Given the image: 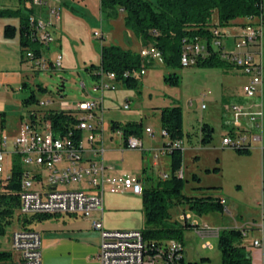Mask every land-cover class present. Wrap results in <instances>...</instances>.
<instances>
[{"label":"rangeland","instance_id":"obj_1","mask_svg":"<svg viewBox=\"0 0 264 264\" xmlns=\"http://www.w3.org/2000/svg\"><path fill=\"white\" fill-rule=\"evenodd\" d=\"M46 6H57L61 10V20L56 22L61 36L59 40L56 37V41L51 44L50 54L55 58L57 52H62V66L59 69L33 71L31 64L25 61L28 66L26 68L29 85L22 92L24 97L35 91L39 100L52 101V106L62 100L75 104L79 100L87 99L90 97L89 91L95 95L91 89L96 82L87 67L100 62L103 45L118 44L133 52H139L140 45L146 44L143 38H138L135 32L127 27L126 12L120 7H117V16L110 18L101 9V0H48ZM260 19L264 29V10L262 15L256 16L255 21ZM95 30L104 36H95ZM57 43L62 50L55 48L54 44ZM170 72L178 73V84H172L165 79V75ZM245 78L240 69L226 64L169 67L166 63L155 60L147 67L146 74L136 86L129 87L123 82H118L116 88L105 91V118L109 121L117 119L121 123L138 121L142 123L144 131V150H128L124 160L120 157L117 172L143 176L146 168L145 173L149 175L150 184L153 185L166 179L163 174H172L171 157L155 149L157 144L162 146L171 140L168 134H164L163 110L175 105H180L183 109L186 132L183 139L182 170L186 180L183 192L188 195L212 194L223 197L226 209L228 207L231 211V214L228 210L200 214L186 204L171 208L173 219L184 226L181 239L186 261L223 264L219 234H204L198 227L208 226L210 229L222 230L234 226L236 219L237 223H244L250 214L263 222L264 122L263 128L257 129L248 122L245 115L240 116L244 122L243 132L248 135V141L252 142L250 151L238 152L235 147L223 143L225 136L231 133L237 135L241 130L234 123L235 113L232 105L241 94ZM39 85L46 87V91H41ZM128 99L131 101L130 108L125 109L124 104ZM203 102L207 104L206 108L202 107ZM30 106L34 107L35 104ZM14 108L16 111L8 112L9 124L15 123V119L19 117L17 108ZM205 122L215 128L212 141L206 145L201 142V125ZM146 127L154 130L153 136L145 132ZM257 132L262 135L263 141L251 140V134ZM215 167H220V171L208 172V169ZM41 170L44 180H47L49 170ZM194 174H198L201 180L194 179ZM38 187L39 183L35 181L33 188ZM115 193L129 195L128 202L130 201L131 205L129 209L120 208L118 211L128 216L123 225L131 228L119 229H142L145 225L142 194L134 195L133 198L129 191ZM188 215L191 217L190 223L198 222L199 226L186 227L185 219ZM35 227L40 232L42 229L54 230L63 225L46 222ZM19 228L21 226L16 220L7 224L5 234L0 235L1 249L12 250V232ZM64 237L62 232H44L42 264H101L97 258L99 241L95 237L78 241ZM203 257L210 258V261L203 262ZM14 260L15 254L13 260L4 264H13Z\"/></svg>","mask_w":264,"mask_h":264},{"label":"built area","instance_id":"obj_2","mask_svg":"<svg viewBox=\"0 0 264 264\" xmlns=\"http://www.w3.org/2000/svg\"><path fill=\"white\" fill-rule=\"evenodd\" d=\"M35 8L30 15V40L37 42L40 48L27 47L24 58L31 64L33 71L59 69L62 66L63 53L57 52L51 56V44L56 41V22L61 20V10L57 6H46L48 0H26ZM246 23H232L225 26H213L205 35L184 36L181 39V64L196 65L199 61L217 58L226 65L237 67L247 77L241 88L244 103H233L235 113L234 123L241 128L235 135L231 133L223 138L226 146H251L248 135L243 132L245 115L248 122L255 128L262 129L264 122V29L262 19L255 21L256 16L249 15ZM95 36H104L98 30ZM141 66L130 68L123 72L124 77L141 79L147 71V64L164 62L160 48L149 42L139 50ZM96 82L92 87L95 95L89 91L90 97L66 104L65 109L79 111V120L73 129L64 134H58L53 128V122L47 117V110L56 108L52 101L39 100L29 109L27 118L22 121L15 136H11L0 126V189L10 180L12 166H6V159L20 156L24 166L22 187L20 191V212L23 215H80L90 218L92 226L101 233V242L97 258L101 264H179L184 256V243L179 239H167L161 243L150 242L145 238L142 229L109 230L106 229L100 216L103 213L104 192L106 187L116 192L132 191L142 194L144 187L137 176L129 173L112 175L108 172L99 152H103L99 130L103 127L104 94L105 91L117 87L118 79L115 71L99 70ZM106 76V77H105ZM83 86L86 87L85 82ZM203 108L207 104L203 102ZM130 108V102L124 104ZM78 131L81 135L78 136ZM124 143L131 149H142L140 136L130 134L127 138L121 128L117 129ZM154 133L151 127L145 129ZM164 134H167L164 130ZM254 142L263 141L262 135L251 134ZM183 145L179 140L174 143ZM163 152L166 153L163 147ZM93 152V157L87 156V151ZM99 157V158H98ZM31 167H35L31 169ZM49 170L46 181L41 178V169ZM184 176L183 170L179 173ZM169 175L163 174L164 178ZM35 181L42 188H33ZM87 182L95 190L84 188L69 189L70 183ZM186 218H191L189 215ZM202 233H220V229H210L208 226L199 228ZM242 235L249 237V231L242 227ZM208 245V244H207ZM247 246L262 247L264 239L253 238ZM11 248L15 254L13 264H42V235L39 231L29 228L14 229L11 236Z\"/></svg>","mask_w":264,"mask_h":264},{"label":"trees","instance_id":"obj_3","mask_svg":"<svg viewBox=\"0 0 264 264\" xmlns=\"http://www.w3.org/2000/svg\"><path fill=\"white\" fill-rule=\"evenodd\" d=\"M16 7H0V16L17 17L19 24L8 22L5 25L4 34L7 38L18 37L21 44L22 60L27 47L39 49L37 42L30 40V15L35 8L26 0H12ZM66 1V0H64ZM120 7L126 12V25L135 34L143 38L146 43H154L162 51L164 63L169 67L182 65L181 39L184 36L205 35L213 26H225L232 23H246L249 15H262L264 0H101V9L108 17L117 16ZM153 62L149 63L151 66ZM224 64L217 58H209L199 61L197 66H218ZM141 57L139 52H133L118 44L103 45L101 47V59L98 64L92 63L87 67L88 71L96 78L99 70L115 71L118 79L133 87L140 81L134 77H124L123 72L127 69L139 68ZM148 66V67H149ZM38 71V70H35ZM165 79L172 84H178L177 72H170ZM28 82L24 87H28ZM41 91L46 87L39 85ZM39 99L35 91L24 98L25 105L36 104ZM47 117L53 122L56 133L64 134L73 129L78 122L79 111L75 109L53 108L47 110ZM163 130L170 137L169 143H164L166 153L171 157L172 174L157 184L145 185L142 197L144 203L145 225L142 228L144 236L150 242L161 243L167 239H181L182 225H179L172 217L171 208L175 205L186 204L196 212L226 210L223 197L210 195H188L183 192L186 180L179 173L183 166V145L177 146L176 141L184 139L183 109L175 105L163 110ZM142 123L129 121L121 123L113 121V128H121L125 138L130 134L139 135L143 132ZM215 128L205 122L201 125V142L206 145L213 139ZM78 136L81 132L78 131ZM238 152H248L251 146L235 147ZM24 166L20 156L13 158L12 176L0 189V235L5 234L7 224L18 221L21 227L29 228L30 224L37 220L50 217L51 214L23 215L20 212V191L22 187V175ZM219 172L220 167L208 169V172ZM194 179L201 180L198 174ZM212 188V187H208ZM191 218L185 219V226H199L198 222L190 223ZM219 247L223 264H253L247 244L242 235V227H225L219 233ZM183 242V241H182ZM185 250V249H184ZM14 252L0 248V264L13 260ZM203 262L210 258L203 257ZM179 264H201L198 261H186L183 256Z\"/></svg>","mask_w":264,"mask_h":264},{"label":"crops","instance_id":"obj_4","mask_svg":"<svg viewBox=\"0 0 264 264\" xmlns=\"http://www.w3.org/2000/svg\"><path fill=\"white\" fill-rule=\"evenodd\" d=\"M12 0H0V7H16V3ZM14 23L16 25L19 24V19L17 17H3L0 16V126H2L12 137L15 136L19 130V127L23 120L27 118V114L29 109L32 107L30 105H25L24 103V97L23 96V90L26 88L24 87V83L28 82V67L24 61L22 60L21 56V44L18 37L15 38H7L4 34L5 25L8 23ZM61 36V30L60 28H56V37L59 40ZM138 37V36H137ZM140 38V37H138ZM56 49L62 50V48L59 46V44H54ZM59 46V47H58ZM143 46V45H142ZM140 45V47H142ZM263 62H264V53H263ZM242 73V71H241ZM247 80V77L245 78V81ZM244 81V82H245ZM242 94V92H241ZM237 98L238 100L235 101L239 103H244L245 99L241 96ZM105 96V94H104ZM105 100L106 96L104 97V108H105ZM70 101L62 100L60 103L55 105L56 108H62L65 107L66 104H68ZM127 102H131L130 99H128ZM71 104V103H70ZM19 114V117L15 119V123L9 124V111L14 112L16 111ZM106 109V108H105ZM19 110V111H18ZM112 121H109L107 118H103V127L99 130L100 134V141L99 144H102L103 152H99L100 155H98L100 158L103 159L105 165L108 167V172L112 175H121L124 173H118L117 170L118 163L120 161V157L124 160V155L128 150L131 151H137L138 149H131L128 148L125 143L123 137L118 133L116 128L112 127ZM119 121V120H115ZM154 131V130H153ZM146 132V131H145ZM148 133V132H147ZM152 136L154 133H151ZM150 135V133H149ZM144 131L141 134V138L143 141V148L139 150H144ZM163 146L156 145L155 149L161 154H167L163 152ZM263 147V153H264V146ZM88 157H93V152L88 150L87 151ZM98 157V158H99ZM144 164V159H143ZM6 166L9 168L12 166V158L6 159ZM35 167H31V169H34ZM118 171V172H117ZM146 168L144 169V175H136L143 186L150 185L149 175H147ZM43 170H41V178H43ZM131 174V173H129ZM38 188H42V184L40 182ZM65 187L69 189H77V188H84L86 190H95V188L91 187L87 182H80V183H70L66 185ZM116 191H113L109 188V186L106 187V190L104 192V208L103 213L95 212V216H100L103 220L104 226L106 229L109 230H122L119 228H131L130 226H124L123 224L126 223V220L128 218L127 215L120 214L118 211L120 208L129 209L130 201L128 202V196L127 194H119L115 193ZM130 195H137L136 193L129 191ZM224 199V198H223ZM225 201V200H224ZM230 214L231 211L227 207V209ZM237 220H235L236 224L234 226L238 227H246L249 231V237L245 238L244 241L246 244H249V242L253 238H263L264 239V215H263V222L261 223L257 218L250 214V217L244 221V223L239 224L237 223ZM46 222H57L62 223L63 227L54 228L52 229H42L40 231V234L43 235L44 232H62V234L65 235L64 238L72 239L71 241L84 239L88 237H95L99 241V245L101 242V233L99 230L95 229L92 226V221L90 218H86L80 215H51L50 217H47L45 220H37L34 221L30 227L32 229H35L36 225ZM233 226V227H234ZM144 227V226H143ZM36 230V229H35ZM247 250L251 254L252 263L253 264H264V246L262 247H254V246H247Z\"/></svg>","mask_w":264,"mask_h":264}]
</instances>
